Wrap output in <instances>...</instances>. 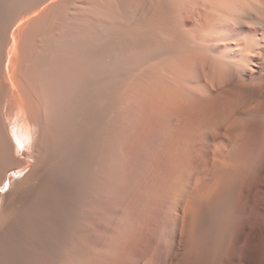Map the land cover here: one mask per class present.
Masks as SVG:
<instances>
[{
  "label": "bare ground",
  "instance_id": "obj_1",
  "mask_svg": "<svg viewBox=\"0 0 264 264\" xmlns=\"http://www.w3.org/2000/svg\"><path fill=\"white\" fill-rule=\"evenodd\" d=\"M2 4L16 264H264V0Z\"/></svg>",
  "mask_w": 264,
  "mask_h": 264
},
{
  "label": "rangeland",
  "instance_id": "obj_2",
  "mask_svg": "<svg viewBox=\"0 0 264 264\" xmlns=\"http://www.w3.org/2000/svg\"><path fill=\"white\" fill-rule=\"evenodd\" d=\"M3 1L5 2L6 0H2V2H1V0H0V11L2 10L1 8L3 7ZM8 1V0H7ZM16 185L14 186V188L12 189H10V191L9 192H7V194H6V199H4L5 198V194H2V195H4V197H3V199L4 200H6V202L7 201H10V203L9 202H7V208H11L10 210H12L11 211V213H13L12 214V219H11V221H10V224H11V226L10 227H8V228H5V231L4 232H6L5 234L3 233V235L1 236V243H0V264H1V262H2V264H16V210L14 211V209H16ZM5 192V190L3 191L2 190V188H0V193H4ZM12 193V194H11ZM15 193V194H14ZM27 199H25L24 201H26ZM13 201L15 202V203H13ZM13 204V205H12ZM12 205V206H11ZM10 206V207H9ZM9 210V209H8ZM9 210V211H10ZM14 211V212H13ZM15 217H14V216ZM15 218V219H14ZM12 222V223H11ZM12 227V228H11ZM7 229V230H6ZM11 230H12V233H14V234H12L11 233ZM10 231V232H9ZM7 234V235H6ZM11 234H12V236H11ZM4 235H6V236H4ZM9 235H10V238H9ZM9 239H8V238ZM15 237V238H14ZM13 240H12V239ZM2 239H5V240H2ZM8 239V240H7ZM11 240V241H10ZM10 257H12V259L10 258ZM11 260H10V259ZM10 260V262H9V260ZM15 260V261H14ZM13 262V263H12Z\"/></svg>",
  "mask_w": 264,
  "mask_h": 264
}]
</instances>
